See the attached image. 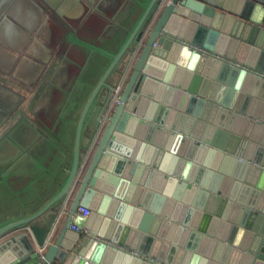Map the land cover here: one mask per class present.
I'll return each mask as SVG.
<instances>
[{
  "label": "water",
  "instance_id": "water-1",
  "mask_svg": "<svg viewBox=\"0 0 264 264\" xmlns=\"http://www.w3.org/2000/svg\"><path fill=\"white\" fill-rule=\"evenodd\" d=\"M31 1L50 16L86 9ZM121 35L83 40L78 85L105 71L69 177L38 213L0 226V264H264V0H150L117 50ZM79 206L91 214L74 219Z\"/></svg>",
  "mask_w": 264,
  "mask_h": 264
},
{
  "label": "crops",
  "instance_id": "crops-1",
  "mask_svg": "<svg viewBox=\"0 0 264 264\" xmlns=\"http://www.w3.org/2000/svg\"><path fill=\"white\" fill-rule=\"evenodd\" d=\"M84 2L74 19L50 16L31 0H0V226L38 213L69 177L81 115L105 71L78 85L83 40L107 42L120 32V50L150 0H110L109 9L101 5L106 13L92 14L98 0Z\"/></svg>",
  "mask_w": 264,
  "mask_h": 264
},
{
  "label": "built area",
  "instance_id": "built-area-1",
  "mask_svg": "<svg viewBox=\"0 0 264 264\" xmlns=\"http://www.w3.org/2000/svg\"><path fill=\"white\" fill-rule=\"evenodd\" d=\"M167 3L171 2V0H166ZM150 26V25H149ZM123 82H121L116 90H115V95H114V100H117L118 96L120 95L121 91H122V86H123ZM70 203H71V195L68 196L66 198V200L63 202L61 211H60V222L59 224L56 226L55 228V234L53 237H56L62 230V228L64 227L67 218L69 216V210H70ZM91 214V211L88 208H85L83 206H79L75 215L73 216L74 219L79 218V217H88ZM71 230L80 234H84V235H89L90 232L88 229L83 228V227H79L76 224H72L71 226Z\"/></svg>",
  "mask_w": 264,
  "mask_h": 264
}]
</instances>
